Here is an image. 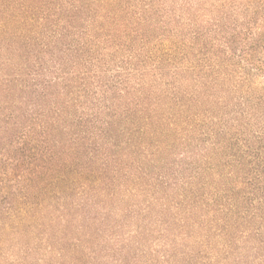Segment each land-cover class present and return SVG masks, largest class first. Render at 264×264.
Wrapping results in <instances>:
<instances>
[{
    "label": "trees",
    "instance_id": "trees-1",
    "mask_svg": "<svg viewBox=\"0 0 264 264\" xmlns=\"http://www.w3.org/2000/svg\"><path fill=\"white\" fill-rule=\"evenodd\" d=\"M206 4L0 0L4 226L19 227L32 198L108 182L184 238L242 233L246 264H264V95L246 101V138L222 153ZM260 17L264 0H246V82L264 72Z\"/></svg>",
    "mask_w": 264,
    "mask_h": 264
},
{
    "label": "rangeland",
    "instance_id": "rangeland-1",
    "mask_svg": "<svg viewBox=\"0 0 264 264\" xmlns=\"http://www.w3.org/2000/svg\"><path fill=\"white\" fill-rule=\"evenodd\" d=\"M206 3L215 42L211 55L206 53L218 78L216 129L227 140L221 152L228 153L236 137L246 138V101L264 95V72L253 70L246 82V0ZM251 28L254 33L264 28V18ZM238 123L243 125L239 133ZM108 184L75 187L63 199L32 198L19 227L14 221L4 226L0 216V264H246L242 233L231 243L221 233L184 238L165 211Z\"/></svg>",
    "mask_w": 264,
    "mask_h": 264
}]
</instances>
